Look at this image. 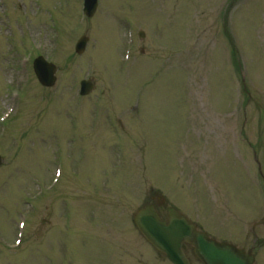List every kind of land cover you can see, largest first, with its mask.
Wrapping results in <instances>:
<instances>
[{"label":"rangeland","instance_id":"rangeland-1","mask_svg":"<svg viewBox=\"0 0 264 264\" xmlns=\"http://www.w3.org/2000/svg\"><path fill=\"white\" fill-rule=\"evenodd\" d=\"M82 2L0 0V264H171L132 224L150 191L248 232L264 216V0H98L81 24Z\"/></svg>","mask_w":264,"mask_h":264},{"label":"water","instance_id":"water-1","mask_svg":"<svg viewBox=\"0 0 264 264\" xmlns=\"http://www.w3.org/2000/svg\"><path fill=\"white\" fill-rule=\"evenodd\" d=\"M88 15L97 6V0H85ZM86 38H81L77 45V53H81L86 45ZM34 72L39 82L46 87L55 83V67L41 58L34 61ZM93 86L89 82H81V95L91 92ZM1 162V161H0ZM167 217L162 221L156 209L148 205L139 209L133 216V223L141 236L160 254L165 255L173 264H190L182 248L193 247V253L203 264H253L254 257L246 255L226 244H219L195 230L182 214L173 208L167 210Z\"/></svg>","mask_w":264,"mask_h":264},{"label":"flooded vegetation","instance_id":"flooded-vegetation-1","mask_svg":"<svg viewBox=\"0 0 264 264\" xmlns=\"http://www.w3.org/2000/svg\"><path fill=\"white\" fill-rule=\"evenodd\" d=\"M158 210L162 214L164 211V206L159 207ZM263 218L264 216L258 223H262L260 226L264 227ZM205 225H203L205 228H202L197 224V228L205 232L210 238L215 239L218 242L228 243L246 252H250L251 254L255 255V257L258 256L260 250L264 248V234H260L259 236V234L254 231L256 228L255 224L250 227V232L248 233H243L237 228L223 232L224 228L220 225H213L211 223H205ZM206 227H209L212 231H208Z\"/></svg>","mask_w":264,"mask_h":264}]
</instances>
